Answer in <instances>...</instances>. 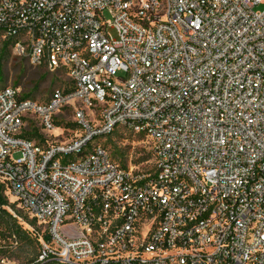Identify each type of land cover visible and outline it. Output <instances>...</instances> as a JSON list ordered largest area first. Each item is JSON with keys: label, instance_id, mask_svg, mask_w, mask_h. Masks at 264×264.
I'll list each match as a JSON object with an SVG mask.
<instances>
[{"label": "built area", "instance_id": "1", "mask_svg": "<svg viewBox=\"0 0 264 264\" xmlns=\"http://www.w3.org/2000/svg\"><path fill=\"white\" fill-rule=\"evenodd\" d=\"M258 5L0 0L12 54L69 82L46 102L0 89V185L47 230L38 261L264 264ZM63 111L79 129L60 141ZM118 128L148 141L152 171L94 143Z\"/></svg>", "mask_w": 264, "mask_h": 264}, {"label": "rangeland", "instance_id": "2", "mask_svg": "<svg viewBox=\"0 0 264 264\" xmlns=\"http://www.w3.org/2000/svg\"><path fill=\"white\" fill-rule=\"evenodd\" d=\"M263 9L264 5L256 6V10ZM105 17H110L107 11L105 12ZM111 31L117 32L114 30ZM4 42L5 38L0 32V52ZM11 85L19 86L23 94H30L31 99L38 102H46L55 89L67 88L69 82L64 73H51L43 67H34L29 64L28 61L14 56L9 46L3 61V77L0 81V89ZM58 120L63 123H61V127L59 126L56 130L55 135H57V137L59 136L60 141L72 138L74 136V128L72 126H66V123H73L72 113L63 111L58 116ZM94 143H100L106 147L111 158L126 169L133 168L145 172L152 171L153 169V156L150 151V145L142 135L123 128H118L105 138H97ZM18 156L19 154L15 155V157ZM7 199L10 204H14V207L7 206L9 212L17 217L24 228H26L27 225L31 226L24 221V219L30 221V216L24 209L15 204V198L11 195H7ZM34 228L38 231H43L42 225L36 224ZM0 264H22V262L17 259L3 258L0 260Z\"/></svg>", "mask_w": 264, "mask_h": 264}, {"label": "trees", "instance_id": "3", "mask_svg": "<svg viewBox=\"0 0 264 264\" xmlns=\"http://www.w3.org/2000/svg\"><path fill=\"white\" fill-rule=\"evenodd\" d=\"M9 46H11V40L5 39L0 52V81L3 77V61ZM23 96L30 98V94H23ZM56 123L61 126L63 122L57 121ZM66 126H72L74 131L79 129L78 126L72 123H66ZM22 136L29 140H37L40 143H44L42 136L33 125H30V130L24 131ZM7 195H10L9 191L4 185H0V260L3 258L17 259L21 260L22 264H62L55 260L38 261L41 246L40 236L48 239L47 230L38 231L35 229L34 227L38 222L29 214L30 221H27V219H24V221L31 226L27 225V229L24 228L17 217L7 209V206L14 207V204L9 203ZM15 204L18 205V202H15Z\"/></svg>", "mask_w": 264, "mask_h": 264}]
</instances>
